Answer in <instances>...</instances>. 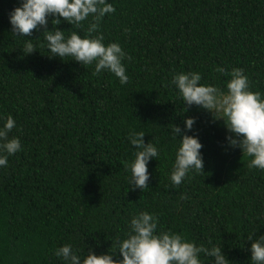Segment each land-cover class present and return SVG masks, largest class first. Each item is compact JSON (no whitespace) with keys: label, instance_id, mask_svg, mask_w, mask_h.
<instances>
[{"label":"trees","instance_id":"16d2710c","mask_svg":"<svg viewBox=\"0 0 264 264\" xmlns=\"http://www.w3.org/2000/svg\"><path fill=\"white\" fill-rule=\"evenodd\" d=\"M20 3L0 0V129L11 116L8 137L21 145L0 166V264H68L54 254L65 245L82 258L89 249L116 254L141 212L158 218L156 234L220 247L229 264H254L248 237L264 235V170L229 146L222 120L195 105L184 111L170 82L195 72L200 84L226 92L227 73L239 68L264 99V0H106L115 11L90 36L93 15L80 27L48 17V31L117 43L126 84L107 70L94 74L95 62L51 57L44 29L14 35L9 13ZM27 40L35 48L28 55ZM187 118L195 123L185 131ZM172 126L202 145L204 174L190 170L179 185L170 179L180 146ZM132 132L159 153L142 191L125 167L137 151Z\"/></svg>","mask_w":264,"mask_h":264},{"label":"clouds","instance_id":"9594fccd","mask_svg":"<svg viewBox=\"0 0 264 264\" xmlns=\"http://www.w3.org/2000/svg\"><path fill=\"white\" fill-rule=\"evenodd\" d=\"M114 11L106 0H21L20 6L9 13V23L11 32L18 37H30L34 30L44 29L42 34L52 53L51 57H72L73 61L84 65L95 62L94 74L107 70L119 78L121 84H126L129 78L122 65L126 54L117 43L105 46L103 36L81 38L76 32H71L65 37L64 31L57 28L47 30L49 16L53 17L52 25L57 26L63 20L80 27L82 21L93 15L96 22L88 28L90 36L98 31L100 19ZM34 51L32 40H27L24 52L28 55ZM128 59L131 60V57ZM217 71L223 73L224 69L218 68ZM227 75L231 79L227 82L226 92L200 84L201 75L195 72L176 74L170 83L179 90L186 105L184 111L195 105L211 113L213 121L222 120L230 134L226 137L229 146L252 157L249 168L264 170V99H261L259 92L249 90V81L242 69L234 68ZM217 115L220 118H214ZM194 123V118L185 119L184 130H191ZM14 126L15 121L8 116L0 129V152L7 153L0 156V166H7L8 156L20 150L19 139L8 137ZM172 131L176 138L180 136V146L170 179L173 184L179 185L190 170L204 174L200 153L202 145L197 138L183 134L178 126H172ZM144 136L143 132L130 133V144L137 151L134 152V161L125 165L131 172L130 186L141 191L148 188L147 164L150 158H156L159 154L152 143H144ZM157 220L156 216L147 212L132 218L127 238L122 242L117 241L116 254L96 255L89 249L82 258L74 254L71 245L58 248L54 254L68 264H201L199 254L203 253L214 258V264H229L220 247H197L182 235L172 232L156 234ZM248 241L251 242V261L264 264V235L258 238L250 235Z\"/></svg>","mask_w":264,"mask_h":264}]
</instances>
